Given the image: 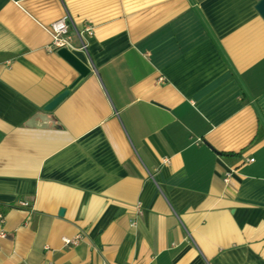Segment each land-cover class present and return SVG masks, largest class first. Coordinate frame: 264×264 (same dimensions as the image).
<instances>
[{"label":"crops","instance_id":"obj_1","mask_svg":"<svg viewBox=\"0 0 264 264\" xmlns=\"http://www.w3.org/2000/svg\"><path fill=\"white\" fill-rule=\"evenodd\" d=\"M257 5L0 0V264H264ZM64 16L83 78L46 51Z\"/></svg>","mask_w":264,"mask_h":264},{"label":"built area","instance_id":"obj_2","mask_svg":"<svg viewBox=\"0 0 264 264\" xmlns=\"http://www.w3.org/2000/svg\"><path fill=\"white\" fill-rule=\"evenodd\" d=\"M74 29L68 16L51 23L49 27L46 28L47 33L50 36V44L46 47L48 53H58V51L65 49L66 51L72 53L74 50H79L82 53L87 52V46L84 39L92 35L91 27H84L80 33L76 32L77 38L79 40V46L75 47L73 44V38L70 34L71 30ZM248 162H252L249 160ZM167 163V161H166ZM232 170L227 171L224 174L223 182L227 183L231 177ZM16 207L20 209H25L29 207L27 201H18ZM4 224V214L0 213V225ZM7 234L4 232L3 228L0 230V240H4ZM81 239V235H76L72 238H63L62 243L64 246H76Z\"/></svg>","mask_w":264,"mask_h":264},{"label":"water","instance_id":"obj_3","mask_svg":"<svg viewBox=\"0 0 264 264\" xmlns=\"http://www.w3.org/2000/svg\"><path fill=\"white\" fill-rule=\"evenodd\" d=\"M258 5L256 6L257 12L264 17V0H257ZM58 55L66 61L80 76V78L85 77L89 73V69L84 66L72 53L62 49L58 51ZM68 94V91H64L53 99L46 107L44 108L45 112L52 111ZM61 214V212H60Z\"/></svg>","mask_w":264,"mask_h":264}]
</instances>
